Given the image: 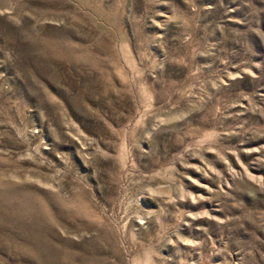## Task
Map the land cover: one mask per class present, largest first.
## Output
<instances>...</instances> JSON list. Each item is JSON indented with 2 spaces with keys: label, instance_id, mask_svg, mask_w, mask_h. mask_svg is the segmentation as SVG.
Segmentation results:
<instances>
[{
  "label": "rangeland",
  "instance_id": "374dc122",
  "mask_svg": "<svg viewBox=\"0 0 264 264\" xmlns=\"http://www.w3.org/2000/svg\"><path fill=\"white\" fill-rule=\"evenodd\" d=\"M0 264H264V0H0Z\"/></svg>",
  "mask_w": 264,
  "mask_h": 264
}]
</instances>
